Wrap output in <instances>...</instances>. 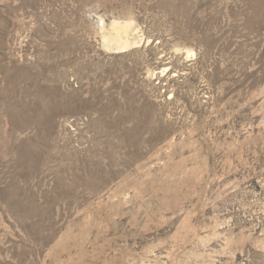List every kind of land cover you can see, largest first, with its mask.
Here are the masks:
<instances>
[{
  "label": "rangeland",
  "instance_id": "374dc122",
  "mask_svg": "<svg viewBox=\"0 0 264 264\" xmlns=\"http://www.w3.org/2000/svg\"><path fill=\"white\" fill-rule=\"evenodd\" d=\"M0 264H264V0H0Z\"/></svg>",
  "mask_w": 264,
  "mask_h": 264
}]
</instances>
